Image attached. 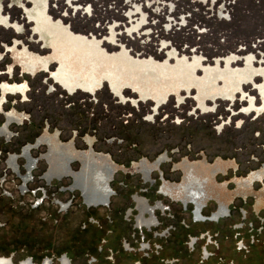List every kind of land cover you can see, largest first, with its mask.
Masks as SVG:
<instances>
[{
  "label": "rangeland",
  "instance_id": "rangeland-1",
  "mask_svg": "<svg viewBox=\"0 0 264 264\" xmlns=\"http://www.w3.org/2000/svg\"><path fill=\"white\" fill-rule=\"evenodd\" d=\"M1 16L6 19L0 20V111L6 119L13 114L11 121L21 120L18 113L25 118L10 124L9 130L18 132L12 143L0 137V172L6 152L40 136L55 153L61 149L53 142L72 144L77 151L91 147L124 167L167 153L200 163L197 168L204 158L224 165L231 161L239 168L230 174L245 177L264 163V110H247L250 99L255 106L263 103L264 0H0ZM70 40L85 44L73 46ZM87 42L96 47L91 61L83 52ZM232 55L230 68L244 69L251 58L257 71L233 97L213 100L204 69L217 60L223 68ZM194 57L200 62L192 73L188 66ZM66 58L79 70L77 80L91 70L110 73L93 92L82 86L71 91L54 76ZM32 63L35 67L27 68ZM117 78L129 82L121 87L125 101L111 88ZM216 86L226 87L222 78ZM160 94L165 97L159 101ZM199 99L206 111L198 107ZM46 152L45 144L31 150L32 157L41 158L34 176L47 168L41 157ZM17 162L22 166V159ZM136 175L126 181L136 183ZM38 184L43 182L32 183ZM38 216L16 215V234L54 237L57 232L48 231L51 225Z\"/></svg>",
  "mask_w": 264,
  "mask_h": 264
},
{
  "label": "flooded vegetation",
  "instance_id": "flooded-vegetation-1",
  "mask_svg": "<svg viewBox=\"0 0 264 264\" xmlns=\"http://www.w3.org/2000/svg\"><path fill=\"white\" fill-rule=\"evenodd\" d=\"M36 14L41 11L37 9ZM2 18L6 19L1 16L0 20ZM70 42L76 45L74 41ZM83 52L89 57L88 61L92 60L93 53L96 54L93 50ZM234 56L225 58L223 68L217 60L214 66L204 69L210 85L207 95L211 99L233 97L234 92L241 89V84L252 80L257 71L252 68L251 58H247L244 69L230 68ZM150 61L146 60V65ZM199 62V58L194 57L189 64L192 73ZM34 67L32 63L27 68ZM76 68L66 58L54 73L55 78L71 91L82 86L93 92L110 73L107 70L97 75L91 70L86 79L77 80L74 76L79 70ZM260 71L264 73V67ZM220 78L226 87L216 86ZM128 83L120 78L110 82L121 101H125L121 94L122 84ZM6 88L15 90L17 87ZM261 94L262 105L255 106L250 99L248 111L260 113L264 110V85ZM141 95L146 97L148 92ZM164 97L160 94L158 100ZM198 107L206 111L203 99L198 100ZM0 114L4 117L0 123V137L4 143H12L18 132L10 131L9 126L21 124L25 117L18 113L21 120L11 121L13 114H8L7 119L3 109ZM45 139L40 136L32 143H24L17 152H6L3 158L5 170L0 172V264H264V176L251 177L262 167L260 172L264 173V163L260 169L240 177L230 174L239 168L231 161L224 165L218 161L209 163L204 158L203 167L197 168L200 163L187 158L175 160L163 153L151 161L146 158L131 160L125 168L94 152L91 147L88 151H77L70 149L72 144L54 143L72 156L68 162L72 173L65 172L60 176L52 173L51 167L56 165L55 155L59 157L65 152L62 149L53 152L52 145ZM41 144L47 145V152L41 157L48 166L34 176L32 172L41 158L32 157L31 150ZM84 153L104 164L106 173L103 167L97 169L89 164L75 179L73 174L81 170ZM18 159L23 160L22 166ZM73 163L78 164L77 169L73 168ZM145 163L149 168L144 173L140 167ZM167 163L168 167L164 169L163 165ZM108 165L112 169L103 198L104 186L99 182L104 181L109 173ZM188 165L194 167L192 171L197 173L196 178L203 182V192L197 200L183 190V185L189 183L186 180ZM118 172L125 175L119 178ZM135 174L136 183L126 181L127 176ZM35 179L43 184L32 185ZM65 179L69 180L68 184L63 183ZM77 180H90L92 185ZM257 182L260 183L258 186L255 185ZM79 187L88 202H98L87 203ZM63 192L70 193L65 201L58 197ZM33 214L39 215L43 225H51L48 231L57 234L52 238H36L31 233L19 237L14 222L19 218L16 215L29 218Z\"/></svg>",
  "mask_w": 264,
  "mask_h": 264
},
{
  "label": "crops",
  "instance_id": "crops-1",
  "mask_svg": "<svg viewBox=\"0 0 264 264\" xmlns=\"http://www.w3.org/2000/svg\"><path fill=\"white\" fill-rule=\"evenodd\" d=\"M80 43L85 44L84 40H79V41H75V44L76 45H74V46H78V44H80ZM89 46H92L93 48L91 49V48H89ZM86 47L87 48H85V50H96V47H95V45H93V43L87 42L86 43ZM5 86L6 85H3L4 89H5ZM6 87H9V86H6ZM8 89H10V88H6L5 90H8ZM53 145H55L54 142H53ZM55 147L58 148V149L64 150L65 153L63 155L59 156V157H57V155H55V157H54V160L55 161L54 162L56 163V165L55 166L53 165L51 167L52 173H56V174H58V175L61 176L62 173L71 172L68 169L69 168L68 167V162L70 161V158L72 156H70L69 153L67 154L66 150L63 147H59V146H56V145H55ZM11 157H13V156H11ZM81 160H82V168H81V170L79 172L73 174L74 177H75V179L78 178L79 173H81L83 169H86V168L89 167L88 166L89 164L90 165H95L97 169H100V168L103 167V169L105 171V165L102 164L101 162H98V160L95 159L94 157L87 155V153H84L83 154V156L81 157ZM84 160H87L88 163H86ZM188 166H189V169H187L186 180L189 181V183L187 182V183H185V185H183V190H184L185 193H187L186 194L187 196H190L191 198L197 200L198 199L197 197H200V193L203 192V182L201 180H199V179L196 178L197 173H195V172L192 171L194 169V167L191 166V165H188ZM107 167H109V169H110V171L107 170V172H109V173L105 176V180L104 181H100L99 182L100 185H103L104 186L103 198H105V196H106V190H107L106 189V183H107L108 177L111 174V169H112V167L110 165H108ZM148 168L149 167H148V165L146 163L145 164H141L140 169L143 170L144 173L148 170ZM262 168L258 172L252 174V176H251L252 179L253 178H262V176H264V173H261L260 172V171H262ZM104 173H106V171ZM77 181L78 182L80 181L82 183L84 182L83 180H77ZM84 183L87 184V185H92L90 180H85ZM76 187H78V186H76ZM81 191H82V189H81ZM83 195H84V192H83ZM84 198H85V195H84ZM85 200H86V198H85ZM86 202L87 203H96L98 201H90V202H88L86 200Z\"/></svg>",
  "mask_w": 264,
  "mask_h": 264
},
{
  "label": "bare ground",
  "instance_id": "bare-ground-1",
  "mask_svg": "<svg viewBox=\"0 0 264 264\" xmlns=\"http://www.w3.org/2000/svg\"><path fill=\"white\" fill-rule=\"evenodd\" d=\"M44 1H46V0H44ZM203 1H204V0H203ZM214 1H215V0H214ZM44 3H45V2H44ZM41 4H42V3H41ZM42 6H43V5H42ZM141 19H142V18H141ZM141 19H140V20H141ZM140 22H141V21H140ZM139 24H140V23H139ZM73 46H74V45H73ZM83 49H84V48H83Z\"/></svg>",
  "mask_w": 264,
  "mask_h": 264
}]
</instances>
